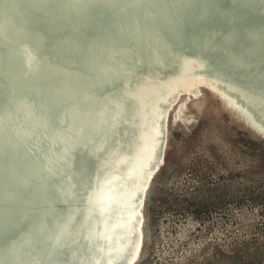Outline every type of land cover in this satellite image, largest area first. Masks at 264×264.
<instances>
[{
	"label": "water",
	"instance_id": "obj_1",
	"mask_svg": "<svg viewBox=\"0 0 264 264\" xmlns=\"http://www.w3.org/2000/svg\"><path fill=\"white\" fill-rule=\"evenodd\" d=\"M26 1L12 6L11 1L0 0V25L6 31L0 34L4 44L0 56L13 59L20 67H24L23 58H15L13 53L17 35L10 32L15 22L10 13L23 14ZM40 1L44 10L60 15L65 6L73 14L80 13V0ZM176 1L178 11L152 9L162 16L153 27L114 18L120 25L111 29L116 36L111 43L94 41L88 35L96 21L68 16L73 28L75 25L74 32L65 35L67 46L57 45L55 49L57 57L71 52L82 56V71L77 70L85 74L83 80L77 83L65 79L50 96L37 92L43 111L31 127L19 129L13 119H1L5 126L21 133H0V151L4 154L0 156V228L5 240L0 242V264H120L127 253L135 226L133 199L138 195L142 172L136 174L128 169L126 178L116 180V195L102 203L98 201L100 197L94 199L89 189L96 181L98 192L105 177L122 171L120 168L133 150L154 151L148 140L150 135L142 133V123H150V116L143 114V99L147 96L137 106V101L131 102V97L136 100L134 95L122 94L119 82L104 77L95 79L99 73L107 77L119 73L125 80V75L138 73L150 81L155 80V74L156 83L186 73L201 75L214 85L211 90L216 98L230 101L232 105L225 103L246 116V121L242 119L238 125L226 113L228 124L264 145V130L251 124L255 121L264 126V92L250 95L240 88L243 81L250 85L253 82L248 81L255 77L257 82L253 85L264 89V24L259 21L264 15V0H229L233 5L227 1L223 9L209 0ZM92 2L124 14L130 8L127 0ZM145 3L140 0L141 8ZM231 9L237 14L244 10L246 17L230 13ZM35 18L25 17L18 31L27 53ZM241 19L253 29H248ZM196 21L201 27L196 26ZM211 22L216 25L214 30L204 28ZM41 23L53 25L51 39L55 40L62 31L59 20L53 22L47 17L41 18ZM222 56L230 60V65L220 64ZM60 63L65 71L67 61ZM45 69L52 74L59 72L50 65ZM28 77L46 87L50 84L49 77L38 71ZM78 86L83 92L79 95L74 93ZM66 106L73 109H65ZM51 109L55 112L51 113ZM155 125L152 118V138L153 132L157 133ZM115 160L120 161L119 167H112ZM157 169L158 165L152 172ZM102 172L108 174L101 178Z\"/></svg>",
	"mask_w": 264,
	"mask_h": 264
},
{
	"label": "rangeland",
	"instance_id": "obj_2",
	"mask_svg": "<svg viewBox=\"0 0 264 264\" xmlns=\"http://www.w3.org/2000/svg\"><path fill=\"white\" fill-rule=\"evenodd\" d=\"M211 93L170 116L137 264H264V145Z\"/></svg>",
	"mask_w": 264,
	"mask_h": 264
},
{
	"label": "bare ground",
	"instance_id": "obj_3",
	"mask_svg": "<svg viewBox=\"0 0 264 264\" xmlns=\"http://www.w3.org/2000/svg\"><path fill=\"white\" fill-rule=\"evenodd\" d=\"M7 1H11L9 3L12 6H16V4L21 0ZM127 1L130 4V8L126 14L120 13L116 9L109 10L107 7L101 4L92 2V0H80L79 14H73L67 6L64 7L62 15L49 10H44L41 7L42 4L40 0H27L24 3V12L20 16H15L13 12L10 13L13 15L15 21L13 22L14 25L11 26L10 32H13L17 35L15 39V46L13 47V53L15 58L22 57L23 60H21V62L23 63L24 67L28 65L29 69L23 70L24 67L17 65L13 59L5 55L0 56V81H2L0 82V133L6 132L8 134L14 135L21 133L15 128H9L5 126L1 120L2 118L13 119L17 126H19V129L31 127L33 123L37 121L40 112L43 111L41 101L37 96V92H41V94L44 96H50L53 89L62 87V83L65 82V79L70 78L77 83H80L83 80L85 74L81 75V72L77 70L79 69L82 71L79 60V57L81 58L82 56L78 55L76 52H71L64 56L57 57L58 54L55 49L57 45L67 46V39L65 35L72 31L74 32L75 25L73 28L72 23L67 19L68 16L96 21L95 27L90 29L88 35H90L94 41L111 43L112 39L116 38L111 29L119 27L120 25L114 22V18L120 20L121 22H129L131 25H139L141 23V25L153 27L156 21L162 19V16L159 13L152 12L153 8L163 7L174 11H178L180 9V6L176 0H146L144 8H141L139 5L140 0ZM209 1L217 4L220 9H223L225 8L226 2L229 0ZM230 4L233 5L231 2ZM202 8L205 9L203 6ZM229 11L230 13L237 14V12H235L233 9ZM3 12H5V10ZM238 13V16L246 17V12L244 10H241ZM28 16H36V18L34 20L35 23L31 27L32 45L29 52L27 53L25 52L23 41L18 34V31L20 32V29H22L24 18ZM47 17L53 22L54 20H59L61 22L60 24L62 25V31L60 30L59 34L57 33L55 40L49 37L52 30L51 27L53 25L51 26V23H41V18ZM140 17H142L141 22L138 20ZM241 21H243L245 24V20L241 19ZM259 21H262L261 23L264 24V15L260 16ZM196 22V26L201 27L199 21ZM215 27V23L211 22L204 28L214 30ZM246 27L248 29H253L254 26L248 24ZM3 33L5 34L6 31L0 25V34ZM76 35L79 36V32ZM243 43L245 44V42ZM243 43H241V46L244 47ZM2 48H4V44L0 38V49ZM53 58H56V60L52 61ZM61 60H66L68 63L66 67L67 69L65 71L60 66ZM221 63L223 66H228L231 62L227 57L222 56L220 60V64ZM47 65L54 67L59 72H55L53 74L49 73L45 69ZM34 71H38V74H41L42 76L49 77L48 80L50 81V84L48 87H46L47 85L40 84L42 82H37L31 77H28V75L31 74V72L34 73ZM125 76L127 80L122 78L119 73L110 74L108 76L110 78H108L106 75L104 76L102 73H99V76H94V78L100 79L104 77L106 79L113 80L114 82H119L118 84H122V86H120L122 94L134 95L133 97L136 100L132 99L131 97V102L137 101V106H139V102L141 103V99L147 96V98L143 99L145 108L144 103L141 104V107L142 109L144 108L143 114L147 117L150 116V123H142V133L143 135L147 134V137L150 135L148 140H150L151 147L154 151L150 152V149H148V152L133 150L132 153H134H131V155L125 159V165L120 168L122 171L118 170V172H116V174L112 175L110 178L105 177L108 173H99L101 178L105 177V182L102 184L101 189L97 192V183L94 181L93 184L90 185L89 190L92 191L94 199L96 197H100L101 199L98 201L102 203L103 199L108 200L110 196L116 195L114 194L118 189L116 186V180H118L119 177L126 178V175L130 170H134L133 172H137L136 174L139 173L138 171L142 172L141 175H139V192L137 193V197L133 199L134 211L136 212L135 226L131 236L130 246L127 249V253L123 254L122 261L120 263L137 264L141 258L145 243V214L143 210L145 207L147 191L150 188L151 182L153 181L155 175L164 164L170 116H172V118L176 117L177 120H180L178 117L183 111L184 103L190 101L191 99L198 98L201 94H203L204 90L213 95L214 90H211V88L214 87V85L209 79L201 75L189 73H186V75L181 74L180 78L174 77L173 80L171 78L170 81L160 83H156L158 82V79L157 75L155 74L152 76V79L155 80L152 81L142 78L138 73H130ZM245 82L247 81H243L241 83L240 88L248 91L250 95H258L260 92H264L263 88L253 85L255 82H257L255 77H253V79L250 78L248 81L253 82L250 85L245 84ZM105 89H107L106 92L109 94L110 91L106 86V82ZM74 93L77 95L82 94L83 92L81 86L76 87ZM217 99L234 114L238 125L239 121L242 119L246 121V116L244 113L228 105H232L230 101L225 100V102L227 101L228 103L226 104L225 102L221 101L220 98ZM11 106H14L15 108L11 109ZM65 109L73 108L71 106H66ZM54 112L55 110L51 109V113ZM237 117H239V119ZM23 118L26 120L23 121ZM152 118L156 122L155 126H158L157 133L154 134L153 132V138ZM251 124L257 129L264 130L263 124L257 123L255 121H251ZM125 141L127 140L125 139ZM119 149H121L120 146ZM3 155L4 154L0 151V156ZM119 164L120 161L115 160L112 167H119ZM157 165L158 169L153 173L152 171L155 167H157ZM148 176H150V182L147 184L148 180L146 179ZM114 177L115 180L113 179ZM2 191L6 192L4 188ZM91 198L93 197L91 196L89 198L90 201L92 200ZM121 215L123 216L124 213L122 212ZM86 225H88V223ZM2 233L3 229L0 228V242L5 243ZM120 235L122 237L124 236L122 232H120Z\"/></svg>",
	"mask_w": 264,
	"mask_h": 264
}]
</instances>
